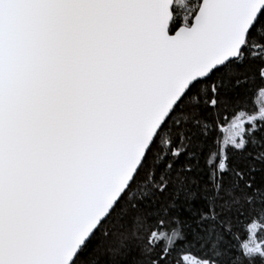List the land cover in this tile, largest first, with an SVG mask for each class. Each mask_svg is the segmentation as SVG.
Segmentation results:
<instances>
[{
    "label": "snow or ice",
    "instance_id": "1",
    "mask_svg": "<svg viewBox=\"0 0 264 264\" xmlns=\"http://www.w3.org/2000/svg\"><path fill=\"white\" fill-rule=\"evenodd\" d=\"M0 264H264V0H0Z\"/></svg>",
    "mask_w": 264,
    "mask_h": 264
}]
</instances>
